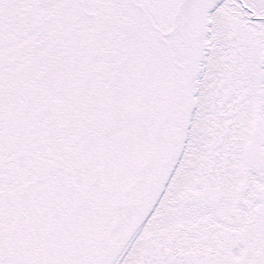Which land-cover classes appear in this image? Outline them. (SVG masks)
Instances as JSON below:
<instances>
[{
	"label": "snow or ice",
	"instance_id": "obj_1",
	"mask_svg": "<svg viewBox=\"0 0 264 264\" xmlns=\"http://www.w3.org/2000/svg\"><path fill=\"white\" fill-rule=\"evenodd\" d=\"M0 264H264V0H0Z\"/></svg>",
	"mask_w": 264,
	"mask_h": 264
}]
</instances>
